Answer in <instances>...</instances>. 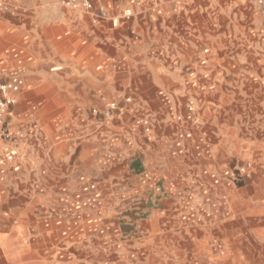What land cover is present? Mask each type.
Returning <instances> with one entry per match:
<instances>
[{
    "label": "crops",
    "instance_id": "crops-1",
    "mask_svg": "<svg viewBox=\"0 0 264 264\" xmlns=\"http://www.w3.org/2000/svg\"><path fill=\"white\" fill-rule=\"evenodd\" d=\"M223 1L117 0L97 21L44 6L11 26L0 84L21 133L0 165V264H148L164 246L206 258L219 244L238 220L218 212L237 195L226 173L264 148L263 55ZM111 98L125 113L109 124L95 110Z\"/></svg>",
    "mask_w": 264,
    "mask_h": 264
},
{
    "label": "rangeland",
    "instance_id": "rangeland-1",
    "mask_svg": "<svg viewBox=\"0 0 264 264\" xmlns=\"http://www.w3.org/2000/svg\"><path fill=\"white\" fill-rule=\"evenodd\" d=\"M89 1L92 5L90 10H96L93 15V18L96 21L101 17L98 16L99 9H103L106 13L110 7L117 5V0ZM124 1L129 2V4L131 2H137V0ZM223 4H225L224 9L226 13L229 15L232 14L233 16L236 15L240 26L242 25V27L245 28L243 34L246 40H249V38L253 39L251 41L254 42V48H256V51L260 55H263V60L260 62L261 65L254 66V68L256 71L255 73H258L259 75L257 77V85L261 86L262 90H264V48L262 45V43L264 44V13L258 10L254 0H227L223 1ZM44 6H53L56 8L72 7L78 8L80 12L85 11L83 0H0V55H6L7 53L8 46L6 43L9 35L8 33L11 31V26L28 17L33 8L40 10L39 7ZM126 9L130 8L127 7ZM110 24L111 26L119 24V19L116 18L115 25L112 24V19H110ZM247 47V45L244 46V49L246 50ZM262 51L263 53H260ZM250 96L253 97L254 94L252 93ZM21 97H23V94ZM5 98H9L11 103L8 104L7 112L1 118L3 123H1L0 126L2 130H8L14 135L9 139L4 138L1 141V146L4 151L3 153L12 154L11 151L6 149V146L8 147L15 137L20 136L21 129L20 127L13 128L12 125H9L8 112L12 104L20 98L17 100V95L9 92L7 86L3 83L0 84V99L4 100ZM111 102H114L116 107L109 110L110 114L108 116L106 115V112L108 110V104ZM118 107L117 99L111 98L106 101L103 109H96L95 112L111 124L125 113L124 111L123 114H120ZM255 138L256 140H260V142H264V134L262 133H255L254 139ZM256 149L258 151H250L244 156L235 158L232 162L230 171L226 173V177L231 184L229 183V186L225 187L226 189L232 188L237 190V195L231 201L229 198L222 199V204L225 202V205H222L224 210L220 209L218 212L220 214L224 213V215L229 213L225 218L231 215H238L236 216V219L238 220L234 223L233 227H227L225 231H223V235L220 238H217L219 244H217L214 249L211 248L206 252V254H208L207 257L205 258L203 254L197 252L188 253L184 256L182 252H172L170 249L168 250V247L164 246L160 248L157 254L158 257H153L149 254L150 258L148 259L151 261H149L148 264H154L153 260L156 259L159 261V264H164V260H168L167 264H171L170 261H173V259L180 260L184 257L188 261L192 260V264H264V148ZM14 159L15 158H13V160H6L2 158L0 159V165L13 162ZM241 167H245V172H240L239 169ZM145 174H149L153 178V181L160 187V192H156L153 188L148 187L146 183H143V187L150 191L148 196L150 197L153 195L152 197L156 203L159 198L166 194L161 184L154 179L153 175L149 172ZM117 191L118 190L116 189L113 192ZM210 191L211 190L209 189V194L211 193ZM223 194L224 193H221V195ZM223 197L227 196L224 194ZM130 199H132L131 201L134 204L139 200L137 195L131 196ZM148 200H150V198ZM210 208V212L214 211L212 210V204L210 205ZM177 248L182 250L185 247L178 245ZM115 249L117 250L116 247ZM102 255L103 254H100L96 257V262H100V264H123L120 262L126 260L123 257L119 258L117 256L118 254H115V252L112 253L110 258H104ZM144 257L147 258L148 254ZM140 258L141 256L139 255L136 257L128 256L127 261L130 264H135L134 261L142 260ZM108 260H110V263ZM104 261H107V263H104Z\"/></svg>",
    "mask_w": 264,
    "mask_h": 264
},
{
    "label": "built area",
    "instance_id": "built-area-1",
    "mask_svg": "<svg viewBox=\"0 0 264 264\" xmlns=\"http://www.w3.org/2000/svg\"><path fill=\"white\" fill-rule=\"evenodd\" d=\"M257 8L260 12L264 13V0H254ZM83 7L86 10H90L92 8L91 2L89 0H83ZM106 15L105 11L103 9H99V15L101 17H104ZM131 15V10L130 9H126L123 12V16L127 17ZM112 24L115 25L116 24V19H112ZM11 103V100L9 98H5L4 100L0 99V124L3 123L2 122V117L3 115L7 112V108H8V104ZM116 107V104L114 102H111L108 104V110L106 112V115L109 116L110 112L109 110H112ZM14 134H12L10 131L8 130H2L1 126H0V159L4 158L6 160H12L13 155L11 153L5 154L3 153V149L1 146V141L5 138V139H9L12 138ZM240 172H245V167H241ZM142 183H146V185L150 188H153L156 192H160V187L153 181V178L149 175V174H144L142 176Z\"/></svg>",
    "mask_w": 264,
    "mask_h": 264
}]
</instances>
